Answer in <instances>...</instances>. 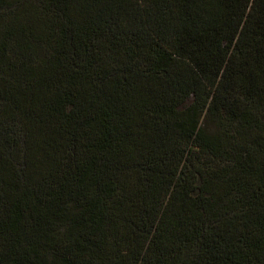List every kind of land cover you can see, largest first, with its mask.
<instances>
[{
	"label": "trees",
	"instance_id": "16d2710c",
	"mask_svg": "<svg viewBox=\"0 0 264 264\" xmlns=\"http://www.w3.org/2000/svg\"><path fill=\"white\" fill-rule=\"evenodd\" d=\"M42 252L264 264V0H0V264Z\"/></svg>",
	"mask_w": 264,
	"mask_h": 264
},
{
	"label": "rangeland",
	"instance_id": "374dc122",
	"mask_svg": "<svg viewBox=\"0 0 264 264\" xmlns=\"http://www.w3.org/2000/svg\"><path fill=\"white\" fill-rule=\"evenodd\" d=\"M35 21H33L31 23V28H33V30L35 32H39V26L35 25L34 23ZM15 29H14V33L15 36L17 38V40L20 42L23 41V37H22V32H23V26H25L22 21L19 20V18H17L16 22H15ZM40 264H56L54 261H52V258L49 256V254L42 252L40 254Z\"/></svg>",
	"mask_w": 264,
	"mask_h": 264
}]
</instances>
